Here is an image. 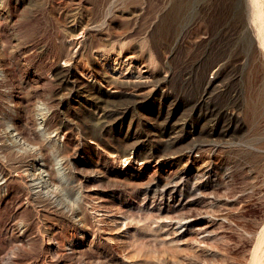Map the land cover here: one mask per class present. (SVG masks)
I'll list each match as a JSON object with an SVG mask.
<instances>
[{
    "label": "rangeland",
    "instance_id": "374dc122",
    "mask_svg": "<svg viewBox=\"0 0 264 264\" xmlns=\"http://www.w3.org/2000/svg\"><path fill=\"white\" fill-rule=\"evenodd\" d=\"M63 1L7 0L0 132L8 116L20 126L45 113L58 140L45 152L65 159L59 188L81 194V256L62 247L76 227L11 175L0 264L6 253L41 264L55 244L73 264H251L256 253L264 264V54L241 34L246 0ZM172 176L177 188L161 193Z\"/></svg>",
    "mask_w": 264,
    "mask_h": 264
},
{
    "label": "bare ground",
    "instance_id": "6f19581e",
    "mask_svg": "<svg viewBox=\"0 0 264 264\" xmlns=\"http://www.w3.org/2000/svg\"><path fill=\"white\" fill-rule=\"evenodd\" d=\"M58 2L64 3L63 0H58ZM262 4L263 3H261L260 0H246L247 13L250 17L241 34L250 31L254 35V39L257 42L256 44L258 47H260L264 54V11L262 9ZM6 8L7 0H0V18L8 19V12ZM58 15L59 12L57 13V16ZM61 22L65 26V20L62 19ZM70 24L71 25L68 27L70 29L71 35L68 33L70 36L67 39L65 38V40L68 41L69 44H75L78 42V37L81 35L80 32L82 30L77 34L76 30H78V28L81 29V26L79 27L78 25L79 23L73 21V23ZM6 50V44L0 37V59L3 58ZM67 64L68 61L66 60L61 63L63 66ZM212 77L215 78L216 76L213 75L211 78ZM212 84L213 80H209L206 84V87L208 86L209 88V86L211 87ZM157 86L158 83L153 81L151 83V91L155 90ZM21 107L22 106L20 104H15L12 107V110L14 111ZM38 109H35L32 117L23 121V124H20V126L12 121L11 116L3 119L5 127L2 132H0V192H4L5 187L3 184L8 176L16 175L19 178L25 180L31 189L33 199L42 203L46 209L58 216H61L62 218H65L76 227L78 236H74V238L71 239H66L65 241L63 240L62 247L66 251L70 252L74 257H77V255H79L77 245L82 243L79 238L84 237L86 234V232H84V229L86 228L85 224H83L84 208L81 204V194L76 190L73 193V196L70 197L66 192L62 191V188H59V179H64L65 177L63 170L65 166V159L48 155L45 152V143H51L53 146L56 145L55 147H57L58 140L55 138L56 136L54 137V135L51 134V131H48L45 113ZM24 128H32L36 134L42 137L41 141L44 143L41 142L36 146L29 144L27 141L28 138L24 134ZM6 155L13 156L11 159H15L14 163L11 164L10 168L7 170L3 168V164L1 163L3 161L1 158H5ZM174 178L176 177L172 176L171 179L163 185V187L160 189L161 193H164L167 190L172 192L177 188ZM62 186L63 184L61 187ZM17 229L20 230L19 227ZM53 229L54 228L52 227H48L47 230L50 236L48 239H53L51 238L53 237ZM64 238H67V236ZM98 240L99 239L95 233H92L90 241L86 244L88 247L94 246L97 245ZM57 247L58 245L55 244L54 247L50 248V251L53 250L51 251V255L48 258L45 257L41 264H73L70 260H64L61 258V256L58 254ZM79 256H81V254ZM11 258L12 254H4L2 256V264H8L11 261ZM256 258L257 253L255 254L251 264L256 263ZM91 261L92 260L85 261L82 259L80 264H91ZM108 261L109 260L106 261V259H96V263L98 264H107Z\"/></svg>",
    "mask_w": 264,
    "mask_h": 264
}]
</instances>
